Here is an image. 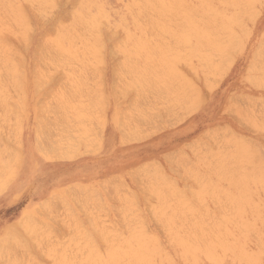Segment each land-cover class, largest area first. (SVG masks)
<instances>
[{"label": "rangeland", "instance_id": "obj_1", "mask_svg": "<svg viewBox=\"0 0 264 264\" xmlns=\"http://www.w3.org/2000/svg\"><path fill=\"white\" fill-rule=\"evenodd\" d=\"M178 1L0 0V264H264V0Z\"/></svg>", "mask_w": 264, "mask_h": 264}, {"label": "bare ground", "instance_id": "obj_2", "mask_svg": "<svg viewBox=\"0 0 264 264\" xmlns=\"http://www.w3.org/2000/svg\"><path fill=\"white\" fill-rule=\"evenodd\" d=\"M171 1H172V0H171ZM173 1H174V0H173ZM177 1H178V0H177ZM186 1H187V0H186ZM209 1H210V0H209ZM178 2H179V1H178ZM166 3H167V2H166ZM179 3H180V2H179ZM189 3H190V2H189ZM172 4H173V3H172ZM174 4H176V3H174ZM177 4H178V3H177ZM153 5H154V4H153ZM158 6H160V5H158ZM161 7H162V6H161ZM171 7H173V5H172ZM176 9H177V8H176ZM175 12H176V11H175ZM167 13H168V12H167ZM189 14H190V13H189ZM173 15H174V14H173ZM171 16H172V15H171ZM173 19H174V18H173ZM10 20H11V19H10ZM7 21H8V20H7ZM12 24H13V22H12ZM166 24H167V23H166ZM14 27H15V26H14ZM7 40H8V39H7ZM6 42H7V41H6ZM1 43H2V42H1ZM9 43H11V42H9ZM63 44H64V43H63ZM53 45H54V44H53ZM7 46H8V44H7ZM4 47H5V46H4ZM9 47H10V46H9ZM51 47H52V46H51ZM39 48H40V47H39ZM9 49H10V48H9ZM42 50H43V49H42ZM45 50H46V49H45ZM50 52H51V51H50ZM9 53H10V52H9ZM1 55H2V54H1ZM41 57H42V56H41ZM0 66H1V65H0ZM2 68H3V67H2ZM1 73H2V71H1ZM1 73H0V74H1ZM3 73H5V72H3ZM3 73H2V74H3ZM5 74H6V73H5ZM3 75H4V74H3ZM10 76H11V75H10ZM1 86H2V85H1ZM148 116H149V115H148ZM149 119H150V118H149ZM153 120H154V119H153ZM43 127H44V126H43ZM153 127H154V126H153ZM155 127H156V126H155ZM150 129H151V128H150ZM153 130H154V129H153ZM145 131H146V130H145ZM149 131H150V130H149ZM146 132H147V131H146ZM146 132H145V136L147 137ZM150 132H151V131H150ZM118 180H119V178H118ZM244 226H246V225H244ZM252 230H253V229H252ZM224 231H225V230H224ZM224 231H223V232H224ZM226 231H227V230H226ZM196 232H197V231H196ZM202 232H203V231H202ZM214 232H215V231H214ZM229 233H230V232H229ZM215 234H216V233H215ZM222 234H223V233H222ZM252 234H253V233H252ZM224 235H226V234H224ZM212 236H214V237L217 236V237H218V235H212ZM221 236L223 237V235H221ZM258 236H260V235H258ZM226 237H227V236H226ZM232 237H233V235H232ZM235 237H236V236H235ZM235 237H234V238H235ZM254 237H255V236H254ZM200 238H201V237H200ZM203 239H204V238H203ZM212 239H213V241L216 239V240H215L216 243L220 244V243L218 242V240H217L218 238H215V239L212 238ZM225 239H226V238H225ZM263 239H264V238H263ZM228 240H229V239H228ZM234 240H235V239H234ZM208 241H209V240H208ZM240 243L243 244V242H240ZM204 244H205V243H204ZM206 244L208 245L207 242H206ZM209 245H211V244L209 243ZM209 245H208V247H209ZM205 246H206V245H205ZM213 246H215V244H213ZM241 246H243V245H241ZM258 246H259V245H258ZM261 246H262V245H261ZM262 247H263V246H262ZM213 248H215V247H213ZM260 248H261V247H260ZM215 249H216V248H215ZM215 249H214V250H215ZM261 249H262V248H261ZM263 249H264V248H263ZM242 250H243V249H242ZM215 251H216V250H215ZM248 252H249V251H248ZM248 252H247V253H248ZM215 253H216V252H215ZM250 253H251V252H250ZM131 255H132V254H131ZM132 256H133V255H132ZM247 256L250 257V255H247ZM252 256H253V255H252ZM250 259H251V258H250ZM252 260H253V259H252ZM143 262H144V261H143ZM252 262H253V261H252ZM252 262H251V263H252ZM254 263H255V261H254ZM254 263H253V264H254ZM129 264H130V263H129ZM133 264H134V263H133Z\"/></svg>", "mask_w": 264, "mask_h": 264}, {"label": "crops", "instance_id": "obj_3", "mask_svg": "<svg viewBox=\"0 0 264 264\" xmlns=\"http://www.w3.org/2000/svg\"><path fill=\"white\" fill-rule=\"evenodd\" d=\"M58 165H62V164H58Z\"/></svg>", "mask_w": 264, "mask_h": 264}]
</instances>
